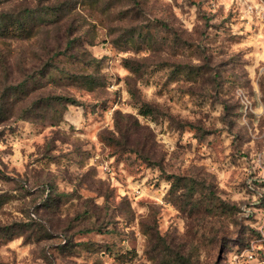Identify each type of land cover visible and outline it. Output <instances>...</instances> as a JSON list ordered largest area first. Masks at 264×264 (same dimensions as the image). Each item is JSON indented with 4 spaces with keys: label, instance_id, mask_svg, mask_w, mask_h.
<instances>
[{
    "label": "rangeland",
    "instance_id": "1",
    "mask_svg": "<svg viewBox=\"0 0 264 264\" xmlns=\"http://www.w3.org/2000/svg\"><path fill=\"white\" fill-rule=\"evenodd\" d=\"M27 11L0 264H264V0H0V26Z\"/></svg>",
    "mask_w": 264,
    "mask_h": 264
},
{
    "label": "trees",
    "instance_id": "2",
    "mask_svg": "<svg viewBox=\"0 0 264 264\" xmlns=\"http://www.w3.org/2000/svg\"><path fill=\"white\" fill-rule=\"evenodd\" d=\"M27 12L28 14H25L21 18L14 17L10 20H7L6 22L12 21V23L10 25L5 24L3 26H0V35H2L1 33L6 32L7 34H10L12 36H16L15 35L16 33L18 34V36H22V35L27 36L32 31L33 28V25H31L30 24L31 22L29 21L33 11H27ZM0 23H2V19H0ZM61 100L65 101V103H68L70 105L76 104V101L71 98H62Z\"/></svg>",
    "mask_w": 264,
    "mask_h": 264
}]
</instances>
